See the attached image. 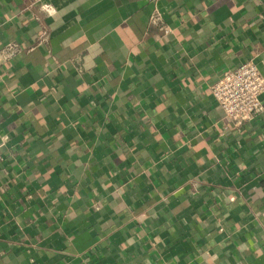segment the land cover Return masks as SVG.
<instances>
[{
  "label": "crops",
  "instance_id": "crops-1",
  "mask_svg": "<svg viewBox=\"0 0 264 264\" xmlns=\"http://www.w3.org/2000/svg\"><path fill=\"white\" fill-rule=\"evenodd\" d=\"M10 42L0 264H264V96L237 126L212 95L264 75V0H0Z\"/></svg>",
  "mask_w": 264,
  "mask_h": 264
},
{
  "label": "built area",
  "instance_id": "built-area-1",
  "mask_svg": "<svg viewBox=\"0 0 264 264\" xmlns=\"http://www.w3.org/2000/svg\"><path fill=\"white\" fill-rule=\"evenodd\" d=\"M42 9L49 14L53 11L48 4L43 5ZM150 23L159 28L164 37L171 32L162 12L158 9L152 13ZM21 52L22 49L17 43L10 42L0 50V56L9 58ZM212 95L225 116L237 126H242L263 111L264 75L256 64L245 62L226 71L212 86Z\"/></svg>",
  "mask_w": 264,
  "mask_h": 264
}]
</instances>
